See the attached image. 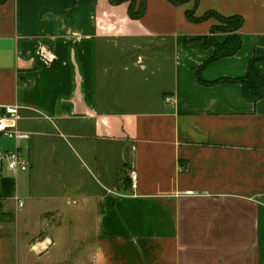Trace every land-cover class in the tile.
I'll use <instances>...</instances> for the list:
<instances>
[{
  "label": "crops",
  "instance_id": "0c3cea01",
  "mask_svg": "<svg viewBox=\"0 0 264 264\" xmlns=\"http://www.w3.org/2000/svg\"><path fill=\"white\" fill-rule=\"evenodd\" d=\"M194 3L147 0L139 20L109 0L0 4V106H18L29 134L14 196L44 233L22 259L264 264V96L209 84L243 77L252 58L264 77V0ZM188 10L241 16L239 50L204 64L215 22ZM122 172L136 174L128 191Z\"/></svg>",
  "mask_w": 264,
  "mask_h": 264
},
{
  "label": "trees",
  "instance_id": "16d2710c",
  "mask_svg": "<svg viewBox=\"0 0 264 264\" xmlns=\"http://www.w3.org/2000/svg\"><path fill=\"white\" fill-rule=\"evenodd\" d=\"M7 0H0V4H3ZM95 1V0H93ZM174 6H179L187 0H166ZM111 5H119L121 3H128V16L132 20L141 19L146 12L147 0H109ZM194 6L197 5L198 0H194ZM186 19L192 23H199L205 21L209 18L222 19L224 20V25L226 28H220V25H214L211 28L210 35L201 37L202 43L205 48H213V55L210 59L204 63L208 64L210 62L219 60L224 57L233 56L240 48L241 37L238 34V31L243 25V18L238 15L226 17L218 14L215 11H207L202 16H195L194 10H188L185 12ZM232 26L233 28H228ZM225 32L227 35L225 40L222 43H217L211 37L215 32ZM258 58H252L247 67V72L243 77L240 78H223L217 81H214L209 84H220V83H238L242 85L244 98L249 102H257L264 96V77L257 70L255 64ZM264 60V59H262ZM196 79L199 83H204L199 78L198 71L196 72ZM126 173V172H125ZM124 172L120 173V180L122 181L120 186L123 191H128L131 188V183L128 182L126 174ZM15 191V182L13 179H10L5 182V188L3 190L4 197H13Z\"/></svg>",
  "mask_w": 264,
  "mask_h": 264
},
{
  "label": "built area",
  "instance_id": "2783aa9c",
  "mask_svg": "<svg viewBox=\"0 0 264 264\" xmlns=\"http://www.w3.org/2000/svg\"><path fill=\"white\" fill-rule=\"evenodd\" d=\"M20 108L13 106H0V226L2 223L5 202L10 197H4L3 190L5 182L13 179V175L26 173L29 171L31 164L26 153L18 146L22 141L29 139V134L17 129ZM1 141H12L15 144L13 149H7L1 144ZM129 179L131 188L136 182L135 172H130ZM17 207H22L23 202L17 197H12Z\"/></svg>",
  "mask_w": 264,
  "mask_h": 264
},
{
  "label": "rangeland",
  "instance_id": "374dc122",
  "mask_svg": "<svg viewBox=\"0 0 264 264\" xmlns=\"http://www.w3.org/2000/svg\"><path fill=\"white\" fill-rule=\"evenodd\" d=\"M93 1V0H92ZM215 25L219 26L220 28H226L224 25V20L222 19H216L213 18ZM228 28H233L232 26H229ZM222 35L226 38L225 32H215L212 34V38L214 41H216V36ZM217 42V41H216ZM219 43V42H217ZM3 141H1V144ZM8 146V143H3V146ZM5 146V147H6ZM16 175H13L14 177ZM5 210L7 211L5 218L2 219L5 225L4 230L2 233L6 234L5 236L0 237V264H11L14 259V249L16 247L17 251V264H20V262L23 261V264H34V259L31 260H25V254L23 253V259L22 255H20V248L26 247L25 245L29 246V244H32L35 246V242L37 239H40L44 236L43 232L39 231V228L41 226V222L31 219L28 215V209L25 207H17L13 200L9 199L6 202ZM32 218H35L34 216ZM0 229V232H1ZM6 230V231H5ZM32 236V237H31ZM27 237L29 240H27ZM27 240V241H26ZM23 251V249H22ZM28 255V254H27ZM26 255V256H27Z\"/></svg>",
  "mask_w": 264,
  "mask_h": 264
},
{
  "label": "water",
  "instance_id": "95a60500",
  "mask_svg": "<svg viewBox=\"0 0 264 264\" xmlns=\"http://www.w3.org/2000/svg\"><path fill=\"white\" fill-rule=\"evenodd\" d=\"M1 51H5L0 55V62L4 59V57H11V52L10 50H1Z\"/></svg>",
  "mask_w": 264,
  "mask_h": 264
}]
</instances>
